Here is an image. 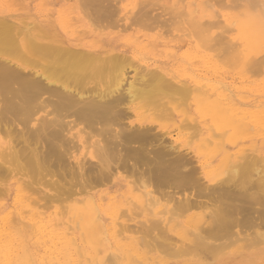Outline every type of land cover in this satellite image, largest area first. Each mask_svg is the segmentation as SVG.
Returning a JSON list of instances; mask_svg holds the SVG:
<instances>
[{"label": "bare ground", "instance_id": "6f19581e", "mask_svg": "<svg viewBox=\"0 0 264 264\" xmlns=\"http://www.w3.org/2000/svg\"><path fill=\"white\" fill-rule=\"evenodd\" d=\"M102 1L82 0V4H85L86 8L89 6L91 8L93 7V15L98 11L99 14H96L98 16L101 14L102 17L105 15L103 17L105 19V17L107 18L110 14L107 10H103L107 6L104 7ZM118 1L119 0L116 2ZM206 1L207 0H205V3ZM219 1H221L219 2L220 5L217 0L215 1V4H218H216V6L225 8V3H223L225 0ZM152 2L148 3L147 0V3L143 1L146 5L142 4L148 7L153 4ZM238 2L245 4L248 9V11H246L249 12V20L246 18V22L248 23L245 27L247 28V26H249L250 28V25H256L255 27L258 29L264 28V0H238ZM221 3H223V6ZM241 3L240 5L244 6ZM142 4L138 6L142 8ZM101 5L104 8L101 7ZM79 6L81 8L79 9L83 12L82 8L84 5L83 7H81V4ZM90 7L85 10H90L91 12L92 9H90ZM139 7L137 11L140 10L139 12H141V8ZM207 7L203 6L202 10L205 11H203L202 14H207ZM209 7H211V5H209ZM212 7L214 8V6ZM164 8L165 7L161 9ZM111 9L113 10V8ZM150 9L151 7L149 11ZM119 10L118 8V12L116 11L117 15L118 13L120 14ZM196 10L197 9L192 12L190 11L188 14H186V12L184 13L182 10L183 12L181 11V13L184 14L183 17L186 19L185 22H187L190 27L189 32L193 31L200 42H203L200 46L204 44L207 48L209 47L208 49L218 48L217 50L220 54L217 53L218 56L221 58L223 57V60H227L232 63V65L244 64L245 69H247L246 64L250 63L248 68H252L253 72H255V70L259 72V70L261 71V69H264V57L261 58V60L254 59L255 61L253 59L248 61L250 58H246L247 60H245L244 55L241 53L242 51L240 52V50H238L240 45L238 44L239 46H237V49L235 47L237 44L235 46L234 44H230L231 42L228 40L229 38L226 37V33L223 34L222 31H219L216 32L217 34H213L211 32V28L215 27L217 23L220 25L219 22L221 23L222 21H214L215 23H210V21H208L209 23H200L199 11L197 12ZM146 12L143 14L146 15ZM216 12L215 10V13ZM112 13L114 14L113 11ZM176 13L180 12H174L177 16L178 14ZM12 14L0 12V132H2L0 135V229H2V232L7 236V243L10 246L13 259L15 257V252L10 231L14 236L16 233L18 236L20 232L27 231L28 229L41 232L58 228L76 233V229L80 228L89 236L87 237L88 239H86L89 245L85 251L82 254L77 253L76 246H74V249H71L74 242L72 241L73 243H70L65 241V243H62L66 248L60 250L58 254H52V256L56 258L55 261L59 260L58 264H82L83 262L86 264L88 262L97 264V261H100L101 264L104 263L106 261L104 258L99 259L97 255L92 253V245L104 246V239L98 240L91 235L94 231L100 234L106 232V230L104 232L105 225L101 223L100 217L108 216L112 218L113 224L111 225V229H115L117 225L122 226V223L118 222L119 220L126 218L125 221L129 222L130 220H127V217L131 214L134 215L137 209H139L142 214L145 212V214L148 213L153 214L152 216H158L160 213L162 214V212L166 214L165 211L167 212V207L166 210L164 209L165 211L161 209V211L158 212L153 209V206L151 207V205H154V198L151 199L150 196L146 199V196L154 191L156 192L154 188L153 192L150 190L148 192L146 191V195L144 194L145 191H143L142 194V197L145 196L143 198H145L146 201L148 200V202L150 201L149 203L151 204H148L149 206L147 207V203L144 201L145 206L139 207L136 202L132 201L131 205H133V209L128 206L131 199L128 202L127 197V199L125 198L119 203L118 201L112 200L105 204L101 203L100 199L99 201H93L94 196H88L89 199L86 201L82 199V196L87 194L90 195L91 191L97 187L107 186L116 179L124 178L128 174H131V172H134L136 165L138 166L139 164L141 165L140 167L146 165L148 169H146V167L144 169H142L143 167L141 169L138 167L139 172L137 169L136 171L138 173L135 171L134 174H131L133 176L135 174L138 175H136L137 177L134 176L133 181H131L134 183V186L137 185L134 182L136 180L135 178L139 179L141 177L139 175H141L140 173L142 171L144 180L142 177V180L139 179L141 182L136 180L139 186L143 183L141 188H145L144 184H147V182L149 186L151 185V181H149L150 178L151 180L155 179L154 182L156 180L158 181V184L156 181L159 187L158 189H161L160 185L162 187V183L167 185L166 183L170 182L173 183V186L175 184V189L180 186L181 190L183 187L185 188L187 186H191V188H193V185L194 187L195 185L198 186L197 183L203 182L201 184L202 186L207 185L206 183L208 182H216L218 184L217 187H215L217 188L216 191L219 188L220 190L218 191L223 192L221 194L217 193V195H223H216L217 198L223 197L226 199H221L219 202L215 201L218 202V204L220 203L219 206L216 207L217 205H214L215 209L207 214L208 216L204 215V218L205 216L208 217V219L205 218L207 221H203V223L207 225L206 227L204 226L205 234L201 233L202 230L199 231L201 228H204L202 226L204 224L199 225L201 220L193 221V217L189 224L176 230L175 226L172 228V225H170V220L174 218L169 219L171 217L167 218L164 215L159 219L154 217L157 220L148 218L149 222L147 218L146 222H143V220L140 223L139 221V228L132 224L131 226L129 224H125L122 227L119 226L122 228L118 227L120 231L126 229L128 225L131 228L132 226L137 228L136 232L133 227V232L135 233H138L139 230L143 231H139L142 235L140 237H143V240L141 238L139 240L140 243L139 241L138 243L141 246L144 244V247L145 245L148 247V244H151L149 240L151 238L154 240L156 236L158 237L157 239L160 240L159 243L164 244V246H166V243H170V247L167 246L170 249H172L171 242H175L174 244L176 246V242L180 239L182 241L189 240L191 242L190 245L188 246V244H186L184 249H176V251L172 249L175 252L170 250L173 255L176 254V257L180 252L190 256L189 258H185L181 262L182 264H205L203 259L206 258L201 257L203 256L201 254H207L208 256H206L209 257V260H207L208 258L206 259L207 263L211 264H264V250L259 251L257 249L260 253L256 252V249L254 250L256 247L255 245H260V243L264 241V233L260 232V236L263 237L260 238V236H257L259 233L254 230L257 226L251 229L254 230L256 236L260 239L259 241L258 238H256L257 241H255L252 236L253 239L251 238V241L248 238H246L247 240L242 238L243 242L245 241V245L237 246L233 251L230 249L232 246L235 247L237 241L240 240L238 236L242 231L240 232L238 230V232L236 228L240 227V225H245V223L249 225L250 222V224L254 222L249 220V214L254 209V206L261 205L264 208V148L261 144H258V139L262 136L264 137V104L258 105L259 103L257 102V106L253 107L240 103L235 99V96L226 94L229 98L223 97L218 93L219 89L215 86H203L199 84L198 81L191 80L190 77L185 74L174 76L163 68H151L150 66L136 62L135 58L137 57L128 56L118 51L116 48L94 47L90 43L89 45H83L76 43V40L73 42V39L67 38L66 34L61 31V28L65 27L61 24L57 26L58 24H54V20L52 23L50 20L49 22L39 19L36 20V18H32L33 15L31 17L28 13L22 15ZM125 14L126 13H124V15ZM143 14L142 17L144 18ZM150 14L151 13L148 15L152 16V14ZM174 14L171 15L174 16ZM239 14L241 15V13ZM216 16L219 17L220 15L216 13ZM18 17L19 19L15 21ZM123 17H121L122 20ZM142 17L140 16V18ZM155 17L158 19L162 18V16L159 18L157 15ZM90 18L89 21L91 22ZM98 18L97 21H99ZM116 18H112L114 20V25L112 26L118 31L117 27L119 25L116 27ZM133 18L137 17L134 15ZM112 19L111 21H113ZM146 19L149 18L147 17ZM136 20L138 21V19ZM153 20H155L154 16ZM215 20H217V18ZM174 21H176V19ZM178 21L175 23L179 24L180 22ZM132 22L131 24L133 25L135 20L134 23ZM155 22L153 21V23ZM171 22H173V20ZM92 24L93 22L91 25ZM95 24L97 25L98 22ZM235 24H233V26ZM141 26H143L142 23ZM180 26L182 25H179L178 28H181ZM94 27L97 28L99 26L94 25L93 28ZM143 27L147 26L144 25ZM126 28L124 27L123 29ZM185 28L186 27L183 29ZM218 28L222 29V27H217V29ZM227 28L230 29L229 26L226 27L225 30L227 31L229 30ZM246 28L242 29V31L246 30L242 32L245 34L244 38L249 34ZM257 28L252 27L251 31L257 34V32H255L258 30ZM166 29L167 28H165V30ZM187 29L185 31H188ZM67 30L68 29H66V31ZM151 30L152 28L149 31ZM189 32L188 34H190ZM181 36L182 35H180V37ZM173 37L175 38V36ZM162 43L163 42H161V44ZM212 45L218 47H211ZM262 46H264L263 43ZM254 51L253 49L252 52ZM247 53L249 52H246V54ZM223 63L224 62L221 64ZM226 66L227 65H225V67ZM261 73L263 72L261 71ZM256 77L258 78V76ZM219 88L222 87L220 86ZM122 91H125L126 94L123 95ZM119 92L120 95L118 94ZM133 117H137L139 122L138 126H136V124L133 126V123L130 122H124ZM146 122H165L169 124L170 127L165 131V127H163L164 125H162V123L158 126L154 125L155 127H150L144 125ZM151 128H154L155 132L156 129L161 130H159V133L154 132V134ZM2 129L4 130L2 131ZM156 134H158V136H156ZM159 134L162 136L161 138L165 137V141L164 139H160ZM173 134H176L178 137L174 138ZM155 137H158L159 140L155 139L153 142L152 140ZM160 140L164 141V143L161 141L163 145L167 142V147L166 145L162 147L159 143ZM155 141H159L158 143L161 146L157 145L159 146L157 147V142L155 143ZM245 141L248 142L247 145H245ZM167 148L179 152H170ZM172 153L177 154L173 156ZM190 165L195 168L191 166L190 169ZM145 171L146 173L149 171V174L145 173L147 177L144 176ZM131 175L127 177H133ZM148 176H150V178ZM148 178L149 180L147 182H143ZM160 182L161 184H159ZM172 185L170 184L169 186L173 187ZM210 187L212 186L210 185ZM210 187L208 185V188ZM195 188L197 189V187ZM172 189L173 188H171V190ZM135 190H137V188ZM167 190H169V187ZM13 191L18 201L21 202V205L23 204L24 208H26L23 211L19 209L21 212L17 214L7 209L5 203L1 202L10 193L12 194ZM128 193L129 190L127 194ZM190 194L191 193L188 194L189 198H187V194V196H184L185 194L183 195L181 193L183 199L181 198V200H179V198H175L176 201L171 199L172 203L175 202L174 204L178 202V206L174 205V208L171 207L172 210L171 208L169 210L173 216L182 217L189 212L188 210L192 208L195 202L194 201L192 204L193 200L191 201L192 198H190ZM112 198H114V196H112ZM138 198L139 196H136V199ZM157 198H160V196ZM227 198L228 200L230 199V202L227 201ZM46 200L49 201L47 202ZM157 200L155 201L157 202ZM41 201H46L47 206L49 202L51 203V205H49L53 206L52 201L58 202L59 204L61 203L62 206L60 204L59 208L61 209L63 207V210L61 209L60 212L51 213L53 218L44 216L46 214L44 211H41ZM171 201H169V203ZM248 203H253L251 205L252 210L250 207L248 208V205L246 206ZM243 204H245V206H243ZM134 208L137 209L135 210ZM141 212L137 213L141 214ZM240 212L248 214L245 223L239 220L241 217L239 218L238 215L240 214L238 213ZM1 214L5 215L1 216ZM61 214L62 216L64 215V218L56 217V215ZM139 214H135L136 216H134L140 218ZM260 216H263L262 219H264V209L262 210L260 208ZM130 219L132 220L133 218L131 217ZM129 226L128 229L130 228ZM177 226H179V224ZM190 228L193 231L190 232ZM174 229L176 231H174ZM244 229L246 230V227ZM130 230H128V232ZM155 230H159L160 232L157 231V235L154 234V237L152 236L146 241L145 237H150V234ZM197 230L199 232H197ZM171 232H175L176 236L180 239L177 240L173 235L171 236ZM25 236H27V234ZM27 238L28 237H26V239ZM233 238L236 240L234 241ZM222 239H226V242H223V244L220 243ZM217 240L218 242L220 241L218 244L221 245L215 244ZM24 241L26 242L25 239ZM256 242L259 243L256 244ZM114 243L115 245L111 246V243L109 244L108 241V247L112 253L108 264L141 263L139 262V255H137L138 252L134 247H131V243L129 244L130 247L127 248H124L118 241H114ZM262 243L264 244V242ZM84 245L86 246V244ZM151 246H153V243ZM160 246L161 247H157L160 249H158L159 251H161L162 248H165L167 252L169 251L167 247ZM175 246L173 245L174 248ZM226 249H229V251L225 252ZM244 249H248V251ZM150 250L152 251L154 249L152 248ZM167 254L173 256L171 253ZM3 256H5V254ZM26 257L24 259L22 258L21 264H29V260ZM180 257L182 258L183 256ZM6 262H9V260H6ZM55 264H57V262Z\"/></svg>", "mask_w": 264, "mask_h": 264}, {"label": "rangeland", "instance_id": "374dc122", "mask_svg": "<svg viewBox=\"0 0 264 264\" xmlns=\"http://www.w3.org/2000/svg\"><path fill=\"white\" fill-rule=\"evenodd\" d=\"M45 1H46V3H45ZM77 1H79V0H0V12L1 13H6L7 12V14H14L18 9V11L14 14V15H19V14H24V13H28V14H30L31 15V17H32V15H33V17L32 18H36V20H41V21H48L49 22V20H50V22L52 21V23H53V20H54V24H58L57 26H60V24L61 25H63L65 28H61V31L62 32H64V34H66V37L67 38H71V40L73 41V42H75V40H76V43H79V44H83V45H89V43L90 44H92L94 47H98V46H101V47H104V48H109V47H111V48H116L118 51H120V52H122V53H125V54H127L128 56H133L134 58L135 57H137V58H135V61L136 62H138V63H141V64H144V65H147V66H150L151 68H156V67H159V68H163V69H165V70H167L171 75H174V76H177L178 74L179 75H181V74H185V75H188L189 77H190V79L191 80H195V81H198V83L199 84H201V85H203V86H205V85H207V86H215V87H217L218 89H219V91H218V93L220 94V95H222L223 97H226V98H229L228 96H226V94H228V95H232V96H235V99L237 100V101H239L240 103H243V104H247V105H250V106H257V104L258 105H262V104H264V69L262 70L261 69V71L263 72V73H261V71L259 70V72H256V70H255V72H253L252 71V68L251 69H249L248 68V66H250L249 64H246V68L247 69H245V65L244 64H239V65H237V64H235V65H232V63H230V62H228L227 60H223V57L221 58V57H219L218 56V48H210V49H208L207 48V46H205L204 44H202L201 46H200V44L201 43H203L202 41L200 42V40L198 39V37H196L195 35H194V32L193 31H190L189 32V25H188V23L187 22H185L186 21V19H184L185 17H183L184 16V14L183 13H181V11L183 10L184 11V13L186 12V14H188V12H192V11H194L195 9H197L196 11L198 12L199 11V20H200V23L202 22V23H209L208 21H210V23L211 22H214V21H217V22H219V21H222L221 23L219 22V24L220 25H218V23H217V27H222V29L221 28H218L217 29V27L215 28V27H212L211 28V32L213 33V34H217L216 32H223V34H225L226 33V37L227 38H229L228 40H230V44H234V46L238 49V47L237 46H239V49L238 50H240V52L244 55V59L245 60H247L246 58H250V59H248V61H251V59H259V60H261V58H263L264 57V46H262V43L264 44V28H261V29H258L257 27H255L256 25H250L251 27L249 28V26H247V28L245 27V25L248 23V22H246L247 20H246V18L249 20V12H247L248 11V9H247V7L245 6V4H243V3H241V4H243L244 6H242V5H240V3L238 2V0H223L224 2L223 3H225L224 5H225V8L224 7H219V6H216V4H215V1L214 0H207L206 1V3H205V0H155V2H154V0H153V2H152V0H150V2H152L153 4H151L150 6H143V4L146 2L147 3V0H119L118 2H116L117 0H101L104 4H102L104 7L105 6H107V7H105V9H103V10H107V12H109V14H110V16H108L107 18L105 17V19L101 16V14L99 15V16H101V17H99L96 13H98V11L97 12H95V16L93 15V13H94V10L90 7V9H92L91 10V12H90V10L88 11V10H85V9H89V7L88 8H86V6H85V4H82L83 2H82V0H80L79 2H77ZM114 1V2H113ZM143 1H144V3H143ZM159 1V2H158ZM179 1V2H178ZM192 1H193V4H192ZM218 1V4H219V2H221V1H219V0H217ZM233 1V2H232ZM236 1H237V3H236ZM42 2V3H41ZM73 2H75V3H73ZM110 2H112V3H114V4H112V3H110ZM139 2V3H138ZM149 2V0H148V3H150ZM184 2V3H183ZM196 4H195V3ZM21 3V4H20ZM81 4V7H83V5H84V7L82 8L83 10V12H81V8H80V4ZM116 3V4H115ZM119 3V4H118ZM142 4V8L141 7H139L138 5H141ZM154 3H155V5H156V7H155V5H154ZM208 3V4H207ZM210 3V4H209ZM212 3H214V4H212ZM223 3H221V5L223 6ZM232 3V4H231ZM48 4V5H47ZM109 4V5H108ZM160 4H162V5H160ZM176 4V5H175ZM208 5V7H207V5ZM217 4V5H218ZM230 4V5H229ZM235 4V5H234ZM40 5H41V7H40ZM101 5V7H103ZM115 5V6H114ZM116 5H118V6H116ZM144 5H146V4H144ZM153 5V6H152ZM209 5H211V7H209ZM220 5V4H219ZM232 5V6H231ZM234 5V6H233ZM110 8H109V7ZM168 6V7H167ZM195 6V7H194ZM202 6V7H201ZM203 6H206L207 7V9L206 10H208L207 11V14H202L203 13V11H205V10H202V8H203ZM212 6H214V8L212 7ZM229 6V7H228ZM237 6V7H236ZM103 7V8H104ZM117 8V9H115V8ZM138 7L139 8H141V12H139V11H137L138 10ZM151 7V9H150V11H149V8ZM153 7V8H152ZM163 7H165L164 9H161V8H163ZM167 7V8H166ZM42 8V9H41ZM80 8V9H79ZM97 8V7H96ZM96 8H95V10H96ZM111 8H113V10L111 9ZM118 8L120 9L119 10V12H120V14L118 13V15L116 14L117 12H118ZM172 8H174L175 10H177V11H175L174 9H172ZM177 8V9H176ZM195 8V9H194ZM213 8V9H212ZM230 8V9H229ZM235 8V9H234ZM14 9V10H13ZM115 9V10H114ZM179 9V10H178ZM191 9V10H190ZM200 9V10H199ZM45 12H44V11ZM59 10V11H58ZM102 10V9H101ZM109 10V11H108ZM174 10V11H173ZM214 10V11H213ZM215 10L217 11L216 13H218V15H220L219 17H217L216 16V13H215ZM247 10V11H246ZM6 11V12H5ZM86 11H87V13H86ZM112 11L114 12V14L117 16V18H116V16L112 13ZM117 11V12H116ZM146 11H148V12H146ZM152 11V12H151ZM166 11V12H165ZM182 11V12H183ZM238 11V12H237ZM24 12V13H23ZM144 12H146V15H144L145 13ZM174 12H180V13H176V14H178L177 16L174 14ZM46 13V14H45ZM50 15H49V14ZM85 15H84V14ZM89 13H91V14H89ZM112 13V14H111ZM124 13H126L125 15H124ZM144 13V14H143ZM149 13H151L152 14V16H149L148 14ZM239 13H241V15L239 14ZM12 14V15H13ZM45 14V15H44ZM66 14V15H65ZM99 14V13H98ZM142 14H143V16H144V18L142 17ZM150 14V15H151ZM174 14V16H172V15ZM183 14V15H182ZM243 14V15H242ZM70 15V16H69ZM92 15H93V21H92ZM123 15H124V17H123ZM136 16L137 18H133V16ZM159 16V18H161V16H162V18L161 19H158L157 17H155V16ZM181 15H182V17H181ZM41 16V17H40ZM43 16H44V18H43ZM58 16V17H57ZM62 16V17H61ZM86 16H88V17H86ZM99 18H98V17ZM127 16V17H126ZM140 16L142 17V18H140ZM153 16H154V19L156 20V22H155V20H153ZM170 16H172V17H170ZM177 18H176V17ZM205 16V17H204ZM45 17H46V19H45ZM57 17V18H56ZM72 17H73V19L74 20H76V21H74L73 19H72ZM91 17V18H90ZM94 17H97L98 19H99V21H97V18H94ZM116 18L115 19V22H116V27H117V25H119L117 28H118V31H117V29L114 27V26H112V25H114V20L112 19V18ZM121 17H123V20L121 19ZM126 17V18H125ZM149 18V19H146V18ZM170 17V18H169ZM181 17V18H180ZM89 18H90V20H91V22L89 21ZM126 20H125V19ZM140 18V19H139ZM168 18V19H167ZM214 18V19H213ZM217 18V20H215ZM19 19V17L18 18H16L15 19V21H17ZM101 19V20H100ZM111 19L113 20V21H111ZM118 19V20H117ZM122 20V21H120V20ZM136 19H138V21L136 20ZM151 19V20H150ZM170 20V21H167V20ZM176 19V21H174ZM219 19V20H218ZM221 19V20H220ZM95 20V21H94ZM104 20V21H103ZM106 20V21H105ZM112 22H110V21ZM117 20V21H116ZM134 20H135V23H134ZM161 20V21H160ZM163 20H165V21H163ZM173 20V22L175 23V22H177L178 20V22H180L179 24L178 23H173V22H171ZM201 20H203V21H201ZM245 20V21H244ZM59 21V22H58ZM72 21V22H71ZM110 23H109V22ZM133 21V22H132ZM153 21L155 22V23H153ZM183 21H184V23H183ZM76 22V23H75ZM93 22V24L95 25V26H99V27H97V28H93V24L91 25V23ZM98 22V24L96 25L95 23H97ZM100 22V23H99ZM117 22H118V24H117ZM131 22L132 23H134L133 25L131 24ZM136 22H137V24H136ZM138 22H139V25H138ZM148 22V23H147ZM162 22H163V24H162ZM232 22H235V23H232ZM89 23V24H88ZM130 23V24H129ZM141 23L143 24V26L145 25V26H147V27H143V26H141ZM153 23V24H152ZM160 23V24H159ZM166 23H167V25L168 26H170V27H168L167 25H166ZM187 23V24H186ZM215 23V22H214ZM243 23H244V25H243ZM73 24V25H72ZM79 24V25H78ZM100 24V25H99ZM110 26H109V25ZM122 24V25H121ZM151 24V25H150ZM169 24H171V25H169ZM184 24V25H183ZM233 24H235L234 26H233ZM68 25H70V26H68ZM72 25V26H71ZM103 25H107V26H103ZM162 25V26H161ZM164 25H166V26H164ZM179 25H182V26H180L181 28H178L179 27ZM209 25H212V24H209ZM214 25V24H213ZM223 25V26H222ZM243 25V26H242ZM76 28H74V27ZM91 26V27H90ZM129 26V27H128ZM131 26V27H130ZM163 26H164V29H163ZM176 26V27H175ZM230 27V29L229 28H227V29H229L228 31L230 32H228L227 30H225V28L226 27ZM233 26V27H232ZM67 27V28H66ZM126 28V29H123V28ZM140 27V28H139ZM143 27V28H142ZM149 27V28H148ZM152 28V30L151 31H149L151 28ZM156 27H158V28H156ZM184 27H186L185 29H183ZM252 27L253 28H257L258 30L257 31H255V32H257V34L256 33H254V32H252L251 30H252ZM74 28V29H73ZM78 28V29H77ZM88 28V29H87ZM101 28V29H100ZM129 28V29H128ZM131 28V29H130ZM148 28V29H147ZM165 28H167V29H169V30H165ZM176 28H177V30H179V31H177L176 30ZM188 28V29H187ZM232 28V29H231ZM235 30H234V29ZM243 28H246L247 29V32H249V34L246 36V38H244V35L245 34H243L242 32H245V31H242V29ZM66 29H68L67 31H66ZM69 29H70V31H69ZM100 29V30H99ZM104 29V30H103ZM144 29H146V30H148V31H146V30H144ZM183 29V30H182ZM188 30V31H185V30ZM263 29V30H262ZM65 30V31H64ZM75 30V31H74ZM78 30V31H77ZM103 30V31H102ZM127 30V31H126ZM190 30H192V29H190ZM234 30V31H233ZM73 31H74V33H73ZM81 31H83V32H81ZM164 31H167V32H164ZM182 31V32H181ZM183 31H185V32H183ZM263 31V32H262ZM71 32V33H70ZM171 32V33H170ZM188 32L190 33V34H188ZM193 32V33H192ZM170 33V34H169ZM185 33H187V34H185ZM253 33H254V36H253ZM159 34V35H158ZM176 34V35H175ZM183 34H185V35H183ZM220 34V33H219ZM75 35V36H74ZM166 35V36H165ZM168 35V36H167ZM180 35H182L181 37H180ZM250 35V36H249ZM257 37H256V36ZM80 36V37H79ZM140 36V37H139ZM173 36H175V38L173 37ZM177 36V37H176ZM224 36V35H223ZM249 36V37H248ZM259 36V37H258ZM254 37V38H253ZM137 38V39H136ZM168 38V39H167ZM181 40H180V39ZM244 38V39H243ZM135 39V40H134ZM254 39H256V40H254ZM199 42H198V41ZM257 41V42H256ZM161 42H163L162 44H161ZM233 42H235V43H233ZM260 44H259V43ZM132 44V45H131ZM143 44V45H142ZM239 44V45H238ZM246 44V45H245ZM204 45V46H203ZM253 45V46H252ZM148 47V48H147ZM204 47V48H203ZM211 47H218V46H214V45H212ZM219 49H220V47H219ZM254 49L255 51L254 52H252V50ZM210 50V51H209ZM214 50H216V51H214ZM244 50V51H243ZM221 51V50H220ZM261 51V52H260ZM216 52V53H215ZM246 52H249V53H247L248 54V56H247V54H246ZM139 53V54H138ZM218 53V54H217ZM263 54V55H262ZM170 55V56H169ZM217 55V56H216ZM220 55V54H219ZM253 55V56H252ZM142 56H143V58H142ZM221 56H222V53H221ZM252 56V57H251ZM259 56V57H258ZM262 56V57H261ZM148 57V58H147ZM217 57V58H216ZM254 57V58H253ZM140 58V59H139ZM225 58V57H224ZM218 59H219V61H218ZM226 59V58H225ZM264 59V58H263ZM222 60V61H221ZM255 61V60H254ZM222 62H224L223 64H221ZM258 62V61H257ZM186 63V64H185ZM225 65H227L226 67H225ZM236 66H237V68H236ZM243 66V67H242ZM228 67H229V69H228ZM231 67V68H230ZM252 67V66H251ZM232 68H234V69H232ZM253 68H254V66H253ZM249 69V70H248ZM256 69V68H255ZM247 70H248V72H247ZM254 70V69H253ZM173 72V73H172ZM252 73V74H251ZM254 73H261V74H254ZM251 75V76H250ZM253 75V76H252ZM254 75H256V76H258V78L256 77V76H254ZM260 75V76H259ZM224 83V84H223ZM221 84V85H220ZM226 84V85H225ZM223 88H219L220 86ZM226 88V89H225ZM222 89V90H221ZM229 91H228V90ZM210 90H212V89H210ZM226 90V91H225ZM123 92V95H125L126 94V92L125 91H122ZM221 92V93H220ZM223 92V93H222ZM231 92V93H230ZM119 95H120V92L118 93ZM240 94V95H239ZM239 95V96H238ZM244 97H243V96ZM238 97V98H237ZM243 97V98H242ZM254 97V98H253ZM125 98H126V96H125ZM240 98V99H239ZM246 100H245V99ZM250 100V101H249ZM245 102V103H244ZM258 102V103H257ZM253 103V104H252ZM123 108H124V106H123ZM136 119H137V117H133L132 119H130V120H126V121H124V122H126V123H128V122H130V123H133V126H134V124H136V126H138V124H139V122H138V119H137V121H136ZM132 121V122H131ZM162 123V125H164L163 127H165L164 128V130L166 131L167 130V128L168 127H170V125L169 124H167V123H165V122H154V123H148V122H146L144 125L146 126H158L159 124H161ZM166 125V126H165ZM167 125H169V126H167ZM154 126V127H155ZM2 128V127H1ZM21 128V127H20ZM125 129H128V128H125ZM153 131V133L155 132L154 131V128H151ZM150 129V130H151ZM4 129H2V131H3ZM129 130V129H128ZM159 130H161V129H156V132H158L159 133ZM126 131V130H125ZM127 132V131H126ZM151 132V131H150ZM155 132V133H156ZM1 133L2 132H0V135H1ZM154 133V134H155ZM153 134V135H154ZM160 135V134H159ZM174 135V138L175 137H178V136H176V134H173ZM156 136H158V134H156ZM2 137V136H1ZM160 137V139H164L165 137H163V138H161L162 136L160 135L159 136ZM168 138V137H167ZM166 138V139H167ZM155 139H157V140H159L158 139V137H155V138H153V142H154V140ZM161 141L162 140H160V144H161ZM164 141H165V139H164ZM164 141H162V143H164ZM167 141V140H166ZM157 141H155V143H156ZM157 142V143H158ZM154 143V144H155ZM156 143V146L157 145H159V143L157 144ZM167 143V142H166ZM166 143H165V145H166ZM248 144V142L247 141H245V145H247ZM258 144H261V146L264 148V137L262 136L261 138H259L258 139ZM162 145V147L163 146H165V145H163V144H161ZM161 145H159V146H161ZM134 146V145H133ZM136 146V145H135ZM137 146H138V144H137ZM159 146H157V147H159ZM166 147H167V145H166ZM168 149V151L170 150L169 148H167ZM166 149V150H167ZM173 151H175V152H177L176 150H170V152H173ZM179 152V151H178ZM177 152V153H178ZM176 153V154H177ZM173 154V153H172ZM175 153L173 154V156L174 155H176ZM131 164H132V162H131ZM194 166H196L195 164H193ZM141 165H139L138 164V166L136 165V169H135V171L138 169V172H139V168L141 169L142 167V169H144L145 167H146V169H148L147 168V166L145 165V166H142V167H140ZM191 166L192 165H190V169H191ZM194 166H192V167H194ZM139 167V168H138ZM195 168V167H194ZM130 170V169H129ZM192 170H193V168H192ZM131 171V170H130ZM133 171H134V169H133ZM135 171L134 172H131V174L133 173H135ZM141 171V170H140ZM137 172V171H136ZM137 172V173H138ZM149 171H147V173H148ZM146 171L144 172V176H146ZM131 174H125V175H127V176H129V175H131ZM141 175H139V176H143L142 174V171H141V173H140ZM149 174V173H148ZM124 175V176H125ZM137 174H135L134 176H136ZM127 176H125L124 178H122V179H118V180H121V181H118L117 179L116 180H114L112 183H110V184H108L107 186H103V187H97V188H95L94 190H92L91 191V193H90V195L89 194H87V195H83L82 196V199H85V201L86 200H88L89 198H88V196H94V198H93V201L95 200H97V201H99V199L101 200L100 202L101 203H109V202H111L112 200L113 201H118V203L120 202V201H123L126 197L128 198V202H129V200H130V202H129V204H128V206L129 207H131L132 209H133V205H131V203H132V201L133 202H136V204L137 205H139V207H144L145 206V202L144 201H146V199H148L150 196V198L151 199H153V201H154V205H151V207L153 206V209H155L156 210V212H158V211H161V209L162 210H166V207H167V212L165 211V213L166 214H163L164 212H162V214L160 213L158 216H152L153 214H148V213H146L145 214V212H143V214H142V212L141 211H139V209H137V208H134L135 210L137 209V212H141V214H139V213H137V212H135L134 213V215L135 214H139V217L140 218H138V216L137 217H135L133 214H131L130 216H128L127 217V220H130L129 222H126L125 220H126V218L124 219H121V220H119L118 222H121L122 223V226H124L125 224H129L130 226H131V224L132 225H134V226H138L137 228H139V224H138V222L140 221V223H141V221H143V222H146L147 220H148V222H149V219L151 218H153V219H155V218H161L163 215L165 216V217H171V218H169V219H172V218H174L173 220H170V225H172L171 227L172 228H174V226H175V229L176 230H179V229H181L184 225H186V224H189V222H190V220L194 217V219H193V221H197V220H201V223L199 224V225H202V224H204L203 223V221H205L206 219H208V217H206V216H208L207 214H209L210 212H212V210H214L215 208V206L216 207H218L219 206V204H218V202H219V200H221V199H226V198H221V197H219V198H217V196H223V195H220L221 193H223L222 191H218V190H220L219 188H218V190L216 191V189L217 188H215V187H217V183L216 182H213V183H211V182H208V183H206L207 185H202L201 186V184L203 183H197L198 184V186L197 185H195V187H197V189L194 187V185L192 186L193 188H191V186H187V187H185L186 188V190H185V188H184V190H183V188H182V190L180 189V186H179V188L177 187L176 189H175V184H174V186L172 185L173 183L172 182H170V183H166L167 185L169 184H171L173 187H171V186H167V185H165L164 183H162L163 185H162V187H161V185H160V188L161 189H158L159 187L157 186V184H158V181H157V184H156V181L154 182V180H151V178H150V176H148L149 178H150V180H149V178L148 179H146V181H143V182H147L148 180L149 181H151V185L149 186L148 185V182H147V184H146V186H145V184H144V187L145 188H141V185L143 184H140V180H142V178L140 177L139 179L138 178H135L137 181H140L139 182V184H140V186L138 185V183H136L137 181L135 180L134 182H135V184H137L136 186H134L133 184V182H131V181H133V178H134V176L133 175H131V176H133V177H131V178H129V177H127ZM138 176V175H137ZM136 176V177H137ZM147 177V176H146ZM48 179H49V177H48ZM143 180H144V178H143ZM123 181V182H122ZM126 181V182H125ZM130 181V182H129ZM153 181V182H152ZM117 182V183H116ZM127 183H129V184H127ZM205 183V182H204ZM215 183V184H214ZM115 184V185H114ZM118 184V185H117ZM122 184V185H121ZM153 184V185H152ZM159 184H161V182L159 183ZM200 184V185H199ZM213 184V185H212ZM75 185V184H74ZM130 185V186H129ZM156 185V186H155ZM208 185H209V187H210V185L213 187H210V188H208ZM227 185H229V184H227ZM226 185V186H227ZM110 186V187H109ZM139 186V187H138ZM153 186V187H152ZM207 186V187H206ZM72 187H73V185H72ZM118 187V188H117ZM168 187H169V190H167L168 189ZM188 187H190V188H188ZM200 189H199V188ZM203 187V188H202ZM229 187V186H228ZM71 188V187H70ZM100 190H99V189ZM108 188V189H107ZM137 188V190H135ZM148 188V189H147ZM156 190V192L154 191L153 192V190L154 189ZM165 188H166V190H165ZM171 188H173L172 190H171ZM215 188V189H214ZM234 188V187H233ZM107 189V190H106ZM134 189V190H133ZM141 189V190H140ZM144 189V190H143ZM179 189V190H178ZM194 189V190H193ZM203 189V190H202ZM118 190V191H117ZM128 190H129V193L127 194V192H128ZM139 190V191H138ZM152 191L153 193H151V194H149V195H147L146 193L148 192V191ZM163 190V191H162ZM177 190V191H176ZM191 190V191H190ZM205 190V191H204ZM237 190V189H236ZM95 191V192H94ZM107 191V192H106ZM116 191V192H115ZM131 191H132V193H131ZM143 191H145V193L144 194H146L147 196H146V199L145 198H143V197H145V196H143L142 197V194H143ZM147 191V192H146ZM158 191V192H157ZM166 191H167V193H166ZM175 191V192H174ZM183 191V192H182ZM190 191V192H189ZM196 191V192H195ZM200 191V192H199ZM202 191V192H201ZM208 191V192H207ZM214 191V192H213ZM97 192V193H96ZM103 192V193H102ZM120 192V193H119ZM138 192H140V193H138ZM142 192V193H141ZM162 192H163V194H162ZM173 192V193H172ZM180 192V193H179ZM185 192V193H184ZM188 192V193H187ZM197 192H198V194H197ZM212 192V193H211ZM216 192V193H215ZM52 193V192H51ZM119 193V194H118ZM156 193V194H155ZM158 193V194H157ZM166 193V194H165ZM174 193H177V194H174ZM181 195V193L184 195V196H187L189 193H191L190 194V198H192L191 199V201H192V204H193V202H194V204L192 205V208L190 209V210H188L189 212H187L186 214H184V216H182V217H178V216H173L171 213H170V208L172 207V208H174V205H177L178 206V202H176V204H174V203H172V201H171V199H173V201H176L175 200V198H179V200H181V198H182V195L180 196L179 194ZM203 193V194H202ZM217 193H220V194H218L217 195ZM122 194V195H121ZM161 194V195H160ZM169 194V195H168ZM175 195V197H174V195ZM187 194V195H186ZM208 194V195H207ZM96 195V196H95ZM102 195V196H101ZM109 195V196H108ZM114 196V198H112V196ZM124 195V196H123ZM129 195V196H128ZM158 195V196H157ZM167 197H166V196ZM198 195V196H197ZM211 195V196H210ZM217 195V196H216ZM65 196V195H64ZM117 196V197H116ZM136 196H139V198L138 199H136ZM153 196V197H152ZM154 196H156V197H154ZM160 196V198H157V197H159ZM173 196V197H172ZM214 196V197H213ZM84 197V198H83ZM171 197V198H170ZM198 197V198H197ZM200 197V198H199ZM104 198H106V199H104ZM126 198V199H127ZM168 198V199H167ZM187 198H189V195H188V197ZM203 198V199H202ZM207 198V199H206ZM217 200H216V199ZM104 199V200H103ZM140 199V200H139ZM158 199V200H157ZM163 199H165V200H163ZM170 199V200H169ZM183 199V198H182ZM155 200H157V202L155 201ZM199 200V201H198ZM230 200V199H229ZM228 200V198H227V201H229ZM5 201V202H4ZM47 201V200H46ZM46 201H41L40 202V204H41V211H44L45 212V214L46 215H44V216H47V217H50V218H53V216H52V214L51 213H55V212H60V210L62 209L63 210V207L60 209L59 208V205L61 204H59L58 202L56 203V202H54V201H52V205L53 206H50L51 205V203L49 202V204H48V206H47V204H46ZM49 201V200H48ZM47 201V202H48ZM104 201V202H103ZM169 201H171L170 203H169ZM197 201V202H196ZM208 201V202H207ZM211 203H210V202ZM215 201H218V202H215ZM225 201V200H224ZM2 203H5V207H7V209H9L10 211H13L14 213H18V212H21V211H23V210H25L26 208H24V205L22 206L21 205V202H19L18 201V199H17V197L15 196V193H14V191L12 192V194L10 193L8 196H6L2 201H1ZM144 202V203H143ZM150 202V201H149ZM148 202V200L146 201V206L148 207L149 205L148 204H151V203H149ZM222 202V201H221ZM230 202V201H229ZM17 203H19V204H17ZM62 203H64V202H62ZM214 203V204H213ZM224 203V202H223ZM65 204V203H64ZM63 204V205H64ZM209 204V205H208ZM253 203H248V204H246V206L248 205V208L250 207V209H251V205H252ZM45 205V206H44ZM215 205V206H214ZM241 205V204H240ZM255 205V204H254ZM47 206V207H46ZM49 206H50V208H49ZM61 206H62V204H61ZM136 206V205H135ZM209 206V207H208ZM243 206H245V204H243ZM261 205H255L254 206V209L251 211V213L249 214V220L251 221H254V222H252V224H250L249 223V225L247 224V223H245V220L247 219V213H242V212H240V213H238V214H240V215H238L239 216V220H241V222L243 221L244 223H245V225H243L244 226V228L246 227V230L243 228V226L242 225H240V227H238V228H236V230L238 231H242V233L238 236V238L241 240H238L237 241V244L235 245V247H230V249H231V251H233L237 246H243V245H245L244 244V242H243V239L242 238H248L250 241H251V238L253 237L254 239H255V241H257V239L256 238H258L257 236H260V232L261 233H264L263 232V230L264 229H262V228H264V219H262V217L260 216V208L263 210L264 208L261 206ZM19 207V208H18ZM23 207V208H22ZM136 207H138V206H136ZM44 208H47V209H44ZM172 208H171V210H172ZM176 208V207H175ZM195 208V209H194ZM199 208V209H198ZM15 209H16V211H15ZM19 209L21 210V211H19ZM202 209V210H201ZM174 210V209H173ZM259 210V211H258ZM168 213V214H167ZM242 213V214H241ZM259 213V214H258ZM49 214V215H48ZM5 214H1V216H4ZM133 215V216H132ZM143 215V216H142ZM147 215V216H146ZM167 215V216H166ZM171 215V216H170ZM204 215H206L205 216V218H204ZM61 216V217H60ZM243 216H244V218H243ZM247 216V217H246ZM56 217H58V218H64V215L62 216V214L61 215H56ZM132 217L133 219L131 220L130 218ZM155 217V218H154ZM246 217V218H245ZM129 218V219H128ZM146 218H147V220H146ZM149 218V219H148ZM178 218V219H177ZM204 218V219H203ZM261 220H260V219ZM106 219V220H105ZM134 219H135V221H134ZM176 219V220H175ZM244 219V220H243ZM100 220L102 221H100L101 223H103L104 225H105V229H104V232H105V230H106V232L105 233H98L97 231H94V232H92V236L93 237H96L98 240L99 239H104V246H99V245H97V246H93L92 245V249H93V254H95V255H97V257L99 258V259H102V258H104V260H106L104 263H102V264H108L109 262H110V257L112 256V253H111V250H110V248L108 247V241H109V244L111 245V246H114L115 245V243H114V241L116 242V241H118V242H120L123 246H124V248H127V247H130L129 246V244L131 243L132 244V246L131 247H134L135 249H136V251L138 252V254L137 255H139V262H141L142 264H182L181 262L185 259V258H189L190 256H188L186 253H182V252H180V253H178L179 255H177V257L175 256V255H173L172 254V252L174 251V250H172V249H175V251H176V249H180L181 250V248H185L186 247V244H188V246L190 245V241L189 240H187V241H182L178 236H176V234H175V232H171L170 234H171V236L173 235V237H175L177 240L178 239H180V240H178V242H176V246H175V242L173 243V242H171V247H172V249H170V248H168V247H170V243L169 244H165L166 246H164V244H162V243H159L160 242V240L159 239H157L158 237L156 236V237H154L155 235H157L158 234V232L157 231H159V230H155V231H153V233H151L150 235V237H145V239H146V241H148L152 236L154 237V240L151 238L149 241H150V243L152 244L153 243V246H151V244H148V247L145 245V247L143 246L144 244H142V246L139 244L140 243V239L142 238V240H143V237H140V236H142L141 234H140V232H143V231H138V233H135V232H133V227L134 226H132V228L130 227L129 229H128V226H127V228L126 229H124V227H123V231L121 230H119V228H121L122 226L121 225H119V226H121V227H119L118 225L115 227V229H111V225L113 224V220H112V218H110V217H100ZM155 220H157V219H155ZM207 221V220H206ZM136 222H137V224H136ZM147 222V223H148ZM258 222V223H257ZM261 222V223H260ZM243 223V224H244ZM179 224V226H177ZM141 226V225H140ZM177 226V227H176ZM188 226V225H187ZM203 227L205 226H207L206 224H204V225H202ZM257 226V227H256ZM262 226V227H261ZM1 227V226H0ZM109 227V228H108ZM119 227V228H118ZM180 227V228H179ZM205 227L202 229H200L199 231H201V233H203V234H205V232H204V230H205ZM256 227V228H255ZM107 228V229H106ZM135 228V227H134ZM137 228H135V231L137 232ZM254 229L255 230V232H257V233H259V235H257L256 236V233L254 232V230H252V229ZM259 228H261V229H259ZM55 229H57V230H55ZM54 230H46V231H41V232H38L37 230H30V229H28L27 231H22V232H20V234H18V236L15 234V236L13 235V233L10 231V233H11V236H12V240H13V244H14V252H15V257H14V259L12 258V256H11V251H10V246L8 245V243H7V236H6V234L4 233V232H2V229H0V264H21L22 262H21V260H22V258L24 259L26 256V258H28V260H29V264H55L56 262H57V264H58V261L59 260H57V261H55L56 260V258H54L53 256H52V254L54 255V254H58L59 252H60V250H62L63 248H66V247H64V244L62 243V242H64L65 243V241H67V242H70V243H73L74 242V245H72V247H71V249L73 248L74 249V246H76V251H78L77 253H80V254H82L84 251H85V249L88 247V242H87V240L86 239H88L87 237H89L88 235H86L80 228L79 229H76V233H73V231L71 232V231H68V230H65V229H58V228H55ZM122 229V228H121ZM130 229H132V230H130ZM174 229V231H176ZM241 229V230H240ZM128 230H130V231H132V232H128ZM142 230V229H141ZM190 230V232L191 231H193L191 228L189 229ZM248 230H250V231H248ZM257 230V231H256ZM262 230V231H261ZM35 231V232H34ZM198 230H197V232H199ZM238 231V232H239ZM121 232V233H120ZM160 232V231H159ZM109 233V234H108ZM243 233H245V234H243ZM252 235H251V234ZM27 234V236H25ZM31 234V235H30ZM119 234V235H118ZM155 234V235H154ZM161 234H162V232H161ZM250 234V235H249ZM254 234V235H253ZM20 235V236H19ZM23 235V236H22ZM43 235V236H42ZM82 235H83V237H82ZM159 235H160V233H159ZM113 236V237H112ZM252 236V237H251ZM18 237H20V238H18ZM26 237H28L27 239H26ZM111 237V238H110ZM134 237V238H133ZM262 236H260V238H261ZM263 237H264V235H263ZM262 237V238H263ZM31 238V239H30ZM63 238H67V239H63ZM126 238V239H125ZM128 238H129V240H128ZM139 238V239H138ZM148 238V239H147ZM190 238V237H189ZM235 238V237H234ZM234 238H233V240H234ZM237 238V237H236ZM252 238V239H253ZM24 239L26 240V242L24 241ZM75 241H74V240ZM84 239V240H83ZM125 239V240H124ZM244 239V240H245ZM128 240V241H127ZM152 240H153V242H152ZM236 240V239H235ZM234 240V241H235ZM247 240V239H246ZM260 239L258 238V241H259ZM263 240V239H262ZM73 241V242H72ZM101 241V240H100ZM126 241V242H125ZM134 241V242H133ZM138 241H139V243H138ZM156 241V242H155ZM157 241H158V243H157ZM183 243H182V242ZM28 242V243H27ZM85 242V243H84ZM212 242V241H211ZM214 242V241H213ZM220 242V241H219ZM218 242V240L217 241H215V244H217V245H221V244H223V242L225 243L226 242V239H222L221 240V244H218L219 243ZM247 242V241H246ZM262 242H264V241H262ZM261 242V243H262ZM6 243V244H5ZM142 243V242H141ZM144 243V242H143ZM229 243V242H228ZM257 243H259V242H256V244ZM260 243V245L258 244V245H255L256 247L254 248V250L256 251V252H258V250L259 251H263L264 250V246H262V245H264L263 243L261 244ZM84 244H86V246L84 245ZM159 246H158V245ZM182 244V245H181ZM20 245V246H19ZM118 245V244H117ZM155 245H157V246H155ZM160 245H162V247H167L168 249H169V251L167 252L166 251V249L164 248H162L161 249V251H163V252H161V251H159L160 249L159 248H157V247H161ZM173 245L175 246V248L173 247ZM185 245V246H184ZM25 246H27V247H25ZM179 246H180V248H179ZM182 246V247H181ZM187 246V247H188ZM259 246V247H258ZM6 247V248H5ZM80 247V248H79ZM155 247V248H154ZM96 248V249H95ZM154 249V250H150V249ZM260 248V249H259ZM78 249V250H77ZM80 249V250H79ZM100 249V250H99ZM106 249V250H105ZM109 249V250H108ZM159 249V250H158ZM258 249V250H257ZM6 250V251H5ZM149 250H150V252H149ZM170 250H172V252H170ZM178 250H177V252H178ZM244 250H246V249H244ZM174 251V252H175ZM226 251H229V249H226L225 250V252ZM246 251H248V249L246 250ZM250 251V250H249ZM3 252V253H2ZM13 252V251H12ZM14 252H13V255H14ZM149 252V253H148ZM171 253V255H173V256H170L169 254H167V253ZM258 253H260V252H258ZM5 254V256H3ZM25 256H24V255ZM109 254V255H108ZM186 254V255H185ZM169 255V256H168ZM200 255V254H199ZM201 255H203V256H201V257H205L207 260H209V257H207L205 254H201ZM175 256V257H174ZM180 256H183L182 258L180 257ZM186 256V257H185ZM108 257V258H107ZM30 258V259H29ZM32 258V259H31ZM107 258V259H106ZM152 259V260H151ZM206 259H203V262L205 263V264H211V263H207V260ZM6 260L8 261L9 260V262H6ZM147 260H148V262H147ZM4 261V262H3ZM53 261V262H52ZM108 261V262H107ZM55 262V263H54ZM98 263L97 264H101L100 263V261H97ZM147 262V263H146ZM210 262V261H209ZM83 263H85V262H83ZM82 263V264H83ZM140 263V264H141ZM86 264V263H85ZM87 264H91L90 262H88Z\"/></svg>", "mask_w": 264, "mask_h": 264}]
</instances>
